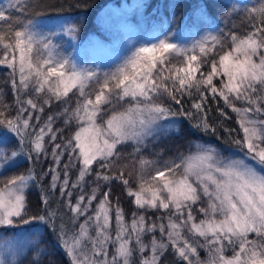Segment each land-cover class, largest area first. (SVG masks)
<instances>
[{"label": "snow or ice", "instance_id": "1", "mask_svg": "<svg viewBox=\"0 0 264 264\" xmlns=\"http://www.w3.org/2000/svg\"><path fill=\"white\" fill-rule=\"evenodd\" d=\"M11 8V3L0 8V67L14 93L12 104L0 99V226L43 221L68 264H169L168 254L175 264H264V0L248 10L250 28L241 35L209 34L181 46L169 33L103 73L57 53L49 38L56 33L38 37L32 21L17 27ZM65 31L74 37L78 28ZM185 96L192 111H173L166 102L183 108ZM209 100L221 117L229 118L225 108L237 116L239 131L225 129L227 155L204 143L174 158L141 154L149 137L173 129L170 118L177 115L199 117L194 127L215 134ZM57 103L60 110L43 118ZM57 121L60 127H54ZM129 142L133 152L126 157L120 149ZM49 156L47 169L37 173ZM27 161L26 174L4 176ZM46 176L50 181L41 197L46 213L29 216L26 191ZM114 181L133 198L137 212L130 221L118 198L112 203ZM102 182L109 187L101 193ZM57 189L70 215L59 210ZM54 199L57 209L51 208ZM141 210L163 214L152 220ZM20 251L5 242L0 264H24L28 256L21 259ZM40 254L49 255L46 248Z\"/></svg>", "mask_w": 264, "mask_h": 264}, {"label": "rangeland", "instance_id": "2", "mask_svg": "<svg viewBox=\"0 0 264 264\" xmlns=\"http://www.w3.org/2000/svg\"><path fill=\"white\" fill-rule=\"evenodd\" d=\"M205 1L206 0H124L121 3L108 7L102 13L98 14L93 20V25L98 27L101 33L98 34L91 31L85 38H81L80 36L81 25L75 23L73 19L68 16L49 19L38 18L23 20L20 25L26 24L28 21H32L31 27L37 33L38 37H49L50 33H56L55 36H50L49 38L56 46L54 50L57 53L70 57L81 67L98 70L103 73L105 71L114 70L115 67L122 63L126 57L131 55L136 48L143 44L156 42L157 39L163 38L164 35L169 33L172 34L170 36L171 42L177 43L181 46H191L193 42L199 41L209 34H221L222 29L214 26ZM225 1L231 5V12L228 20L226 21V25H230L232 28H237L235 22L240 13L244 14V17L247 18V22L250 24L248 19V10L252 7H257L261 2V0ZM9 3L14 6L17 4V0H0V8L7 9ZM185 3L188 4L186 12L182 10ZM73 25L78 28V32L74 37L70 36L65 31V29ZM243 32L244 30L242 32H237V34L241 35ZM6 75L7 70L0 67V90L4 92V95L0 97V99L4 100L8 104H12L13 91L9 85L4 83L6 80L4 77ZM237 106L243 105L238 104ZM60 107L61 106L57 103L50 109L46 108L43 118H46L50 112L54 113L59 111ZM170 120L175 121V124L173 129L168 134L178 129V121L174 118H170ZM60 126L61 124L59 121H57L54 125V127ZM68 134L69 133L67 131L64 133L65 136ZM168 134L161 135L156 139L149 137L146 142L147 147L142 150L141 154L148 159H168L174 158L178 151L185 154H188L190 151H194L195 149L192 145L195 143L213 145L212 143L192 139L182 150H165L163 148L156 147V143ZM57 142H60L59 139ZM129 143L131 144V142ZM221 151H223L225 155L228 154L225 150ZM158 152L162 153V157L156 156V153ZM41 161L47 169L51 163V156H49L47 160L42 159ZM77 167H79V165ZM23 173L26 174V171H23ZM77 174V171L73 169L70 173L71 180L74 181ZM93 179L94 175L86 177V181L89 182ZM103 184L104 182L101 183V193ZM84 190L85 192H88L89 185H86ZM77 192L78 190H74L73 203L75 202ZM65 199V197H60L62 206ZM93 207H95V202ZM63 208L64 210H69L66 207ZM142 214L146 217H151L152 220H155L157 216L163 214V210L159 212L155 210H148L146 212L143 211ZM83 220L84 217H81L76 224V228L79 227L80 223H83ZM21 225L22 223L17 222L12 226H0V249L4 247L6 242L14 248L21 250V259L29 253L35 257L41 255V249L45 248L42 243V228L40 225H32L25 230V227ZM14 226L17 227L18 232L15 230L13 231ZM37 233L40 234L38 237L40 244L38 247H33V241L37 239L35 236ZM156 235L159 238L158 232ZM149 238L150 237H145V242H147ZM29 248L32 250L29 251ZM200 255L201 258H204L206 253L201 250ZM168 262L169 264H175V260Z\"/></svg>", "mask_w": 264, "mask_h": 264}, {"label": "trees", "instance_id": "3", "mask_svg": "<svg viewBox=\"0 0 264 264\" xmlns=\"http://www.w3.org/2000/svg\"><path fill=\"white\" fill-rule=\"evenodd\" d=\"M124 0H22L21 3H17L8 9V14L13 17V24L20 26L23 20L29 19H49L57 18L62 16H68L73 19L77 24L81 25L80 36L85 38L88 33L94 31L96 33H101L98 27L94 24V19L98 14L102 13L108 7L121 3ZM207 10L212 18L215 27L221 28L223 34H227L230 31L237 30V32H242L245 29H249L250 24L247 22V18L244 17L243 13L237 16L235 22L237 28H232L230 25H226V21L229 18L231 12V5L225 0H206ZM188 9V4L185 3L182 10L186 12ZM19 22V23H17ZM6 28L7 25H4ZM207 66H205V71ZM7 79V75L4 77ZM14 95V93H13ZM166 102L172 107L173 111H192L191 102L192 100L185 96L183 97V108L176 105L174 101L166 100ZM208 121L216 127V133H205L200 129L194 127L198 122L197 119H190L188 116L177 115L172 117L178 121V129L166 137L161 138L157 143L156 147L163 148L165 150L177 149L182 150L189 143L190 140H200L206 143H212L221 150H225V141L228 139V134L225 129H236L239 131L238 120L235 113H232L230 109L225 108L228 112L229 118L225 119L220 116L217 111V104L213 100L208 101ZM220 107H224L223 102H220ZM13 149L14 145H13ZM120 151L127 157L128 154L133 152V147L129 145L123 146ZM124 163H128L125 159ZM31 165V161L24 162L20 164L17 168L11 169L4 173V176H11L18 173H23ZM43 167L45 170V165L42 161L37 166L36 171L39 173L40 168ZM138 167V166H137ZM95 168V166H94ZM115 171V169H113ZM128 171H132L131 165H129ZM127 178V171L125 173ZM135 178V173H133V180ZM50 181V177L46 176L43 178L40 185H33L30 190H27V202H28V215H44L46 213V207L41 203V197L43 192L47 189V185ZM132 181H130L131 183ZM135 188V183H132ZM109 185L104 183L102 185V192L107 191ZM111 193L110 198L113 204L117 203V198L119 205L124 209L126 219L130 221L131 214L137 212V208L133 203V198L126 195L125 187L119 182L114 181L110 185ZM54 198H58L60 202V211L62 213L70 215L69 210H64L58 189L53 193ZM51 208L57 209V203L55 199L51 202ZM141 210L140 214H142ZM28 217L26 216L25 219ZM25 230H27L32 225H40L42 228V243L47 249L49 255H39L37 257L33 256L31 253L27 254L28 260L24 261V264H68V259L65 255L62 247L57 243L56 235L51 230V226H46L43 221H33L30 224H23ZM21 225V226H22ZM19 226V225H16ZM13 227V231L18 232L17 227ZM71 227V226H70ZM10 229V228H9ZM17 229V230H16ZM168 261H173L174 258L171 254L167 256Z\"/></svg>", "mask_w": 264, "mask_h": 264}]
</instances>
